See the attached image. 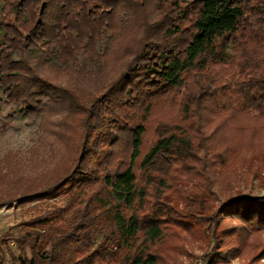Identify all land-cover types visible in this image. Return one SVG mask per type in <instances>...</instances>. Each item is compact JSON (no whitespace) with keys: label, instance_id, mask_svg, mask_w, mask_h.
I'll return each instance as SVG.
<instances>
[{"label":"trees","instance_id":"1","mask_svg":"<svg viewBox=\"0 0 264 264\" xmlns=\"http://www.w3.org/2000/svg\"><path fill=\"white\" fill-rule=\"evenodd\" d=\"M0 89L14 116L69 113L47 177L0 188V208L64 201L9 232L1 264H177L209 225L215 242L234 235L222 213L264 231V199L203 215L222 163L200 141L215 119H264V0H0Z\"/></svg>","mask_w":264,"mask_h":264},{"label":"rangeland","instance_id":"2","mask_svg":"<svg viewBox=\"0 0 264 264\" xmlns=\"http://www.w3.org/2000/svg\"><path fill=\"white\" fill-rule=\"evenodd\" d=\"M14 110L19 111L18 106L7 101L0 89V188L4 192L15 190L26 192L27 184L32 181L36 184L37 179L44 180L68 153L69 145L60 140L59 134L65 128L63 121L69 113L58 111L50 115L29 116L19 112L14 116ZM237 121L238 118L235 122ZM227 123L224 118L215 119L204 128L205 137L200 140L207 144L213 143L210 155L214 152L219 153V161L222 163L219 172H215L218 174L217 177L209 183L208 203L204 202L201 205L204 216L215 214L218 208L225 206L236 196L247 195L253 199H264V119L245 120V125L241 129L238 128L239 130L232 129L233 123L230 125ZM195 164L199 165L197 161ZM202 170L195 167V183L198 180L201 181L200 184L207 180L210 182L209 172ZM63 202L40 200L21 204L11 201L1 207L0 246L4 248L3 239L9 232L17 233L20 230L22 221L39 216L54 204ZM216 226L219 230L231 227L236 231L231 238H221L215 242L209 231L212 224L209 225L204 235L201 233L195 240L184 241L178 253L177 264H194L196 261H200L201 264L252 263L254 256L264 246V231L256 234L249 232L244 236L239 232L241 222L235 217H225L222 213ZM225 246H239L237 247L239 253L229 255L227 261L211 263L215 255L213 249ZM229 252L232 253L233 249ZM258 261L259 264H264V258ZM5 263L12 264L8 254Z\"/></svg>","mask_w":264,"mask_h":264},{"label":"built area","instance_id":"3","mask_svg":"<svg viewBox=\"0 0 264 264\" xmlns=\"http://www.w3.org/2000/svg\"><path fill=\"white\" fill-rule=\"evenodd\" d=\"M194 264H201V262L200 261H196V262H194Z\"/></svg>","mask_w":264,"mask_h":264}]
</instances>
